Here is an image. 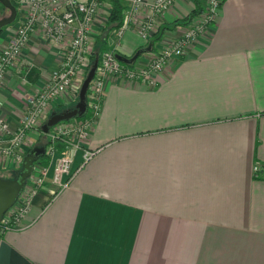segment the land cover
Listing matches in <instances>:
<instances>
[{
	"label": "crops",
	"instance_id": "crops-1",
	"mask_svg": "<svg viewBox=\"0 0 264 264\" xmlns=\"http://www.w3.org/2000/svg\"><path fill=\"white\" fill-rule=\"evenodd\" d=\"M154 1L109 41L126 57L144 49L133 66L181 35L187 24L176 21L197 8V0H176L145 39L137 26ZM198 4L202 11L206 0ZM110 9L103 0L92 44ZM13 26L0 35V52ZM72 37L31 35L0 84V117L11 129ZM154 76V83L106 78L99 115L83 144L70 147L69 185L57 190L49 179L19 226L0 232V264H264V0H223L216 21ZM85 148L98 152L79 168ZM20 167L0 153V176Z\"/></svg>",
	"mask_w": 264,
	"mask_h": 264
},
{
	"label": "built area",
	"instance_id": "built-area-1",
	"mask_svg": "<svg viewBox=\"0 0 264 264\" xmlns=\"http://www.w3.org/2000/svg\"><path fill=\"white\" fill-rule=\"evenodd\" d=\"M126 1L127 8L124 22L112 31L111 40L121 38L124 35L132 23L135 22L137 11L145 3V0ZM175 1L155 0L151 4L152 13L142 19L137 26L138 32L143 38L149 39L155 33L156 17L171 8ZM21 2L28 6L27 16L18 25L15 34L6 47L0 52V84L5 81L8 71L19 58L22 49L37 29H41L44 35L54 42L63 40L70 30L73 32V37L64 50L59 67L52 72L47 84L41 91L26 98L27 109L21 119L20 126L16 129L17 131L11 129L10 123L0 117V130L6 134V140H8V143H4L6 140L0 139V153L8 156L19 152V147L26 133L37 125L38 118L51 101L62 95L70 96L69 92H76L74 88H77V83L82 81L84 67L87 66L88 57L92 51L90 48V45L92 46L90 33L103 0H21ZM222 2L223 0H206L204 9L186 25L187 27L182 34L169 41L151 62L143 66L128 65L121 61L117 56L115 47L105 49L101 53L95 76L89 87L88 107L91 114L86 118H76L78 125L74 130L78 138L68 144L79 147L87 138L94 119L101 111L104 85L108 76L154 83L155 73L163 70L172 59L185 55L197 37L216 21ZM63 134H66V131ZM49 135L52 140L63 137V135L54 134L53 130H50ZM47 152H49V148ZM97 152L98 149L85 148L83 150V161L79 168ZM72 161V157L66 152L59 155L51 175L57 190L66 188L71 177L75 174L72 170ZM261 168V163L257 161L253 168L255 177L261 175ZM49 173L48 167L41 170V175L35 180L37 187L43 186L45 180L49 177ZM36 193L37 188L33 189L28 195L23 190L15 205L5 213L1 220L0 232L16 229L19 226L21 218L28 212ZM10 214L11 216L7 218Z\"/></svg>",
	"mask_w": 264,
	"mask_h": 264
},
{
	"label": "rangeland",
	"instance_id": "rangeland-1",
	"mask_svg": "<svg viewBox=\"0 0 264 264\" xmlns=\"http://www.w3.org/2000/svg\"><path fill=\"white\" fill-rule=\"evenodd\" d=\"M14 2L16 3V6L18 8L17 18L10 25H7V26L3 27L2 30H1L0 35L3 34L4 32H6L7 28L9 29V27H11L13 25L14 26L16 25L15 26L16 29L14 31V34H15V32H16V30L18 28L17 25L20 24L22 22V20L27 16L26 10L28 9V6L22 4L21 0H15ZM9 14H10V10L7 7H5L2 3H0V18H2L4 16H8ZM21 15H23V17ZM93 45L94 44H92V46L90 45L91 50L93 48ZM154 57H155V55H154ZM154 57H152L149 62H151ZM17 61H18V59L14 62V64ZM90 64H91V60H90V56H89L88 57V64H87V66L84 67L85 71H84V74H83L82 81H83V79L85 78V76L87 74V71H88V69L90 67ZM82 81L80 83L78 82L79 84L77 83V86H78L77 88H74L76 90L75 93L74 92H69L71 94L70 95L71 97L68 96V95H62V96L56 97L53 101L50 102V104L47 106V108L42 113V115L38 118L37 125L33 129L29 130L26 133V136H25L22 144L19 147V152L15 153L14 155H11V157H14V159L17 161V166L20 167L22 165L23 154H24V151H25L24 150V145H26V143H28L30 145V148H31L33 145H35L39 141L40 142H44V141L48 142V145H47L48 147L46 149V152H47V150L49 148V152H47V154L50 157V161H49V163L47 165H43V164H37L36 165L34 173L29 178L27 186L24 188V193L26 195L30 194L32 192V190L35 189V188H37V192L40 190V188L42 186L41 187H37L36 186V184H35L36 178L41 175V170L44 167H48L49 170H50V173H52L53 169H54V166L56 165V161H57L59 155L62 154L63 152L68 153L72 157V159H73L72 166H73L74 157H73V154H71V152H70V147L72 145L68 144V143L76 141L77 138H78L77 135H76V132L74 130L77 127V125H78V120H76V118H73V119H70V120L62 121L59 124H57L54 127H52L51 130H53L54 134L63 135V137L61 139H56V140H52V138H51V136L49 134L47 136H43L42 125L48 119V116L50 115V113L52 111L61 110V109H56V108H58L57 106H60V107L69 106V104H73L75 101H77L78 95H79V89L81 87ZM39 91H41V90H39ZM38 92H36V93H38ZM36 93H28L27 98L29 96H31V95H35ZM60 98L64 99L65 102L56 104V101L58 99H60ZM25 105H26V108L24 110V113H23L22 117L24 116V114L26 112V109H27V100L25 102ZM62 109H64V108H62ZM20 123H21V121H20ZM65 131H66V134H63ZM4 143H8V140L4 141ZM58 145H62V147L58 146ZM53 151H55V152H53ZM253 172H254V169H253ZM50 173H49V176L51 177L52 174H50ZM50 177H47V179L45 180L44 184L46 182H48L49 179H51ZM10 216H11V214L8 215L7 218L10 217Z\"/></svg>",
	"mask_w": 264,
	"mask_h": 264
},
{
	"label": "water",
	"instance_id": "water-1",
	"mask_svg": "<svg viewBox=\"0 0 264 264\" xmlns=\"http://www.w3.org/2000/svg\"><path fill=\"white\" fill-rule=\"evenodd\" d=\"M5 7L10 10L8 16L0 18V30L15 21L18 15V8L11 0H0ZM144 49H139L132 57H126L117 53L118 58L125 63H133ZM99 58L97 57L88 71L86 77L82 81L78 101L76 104L60 111H53L47 121L43 124L45 133L50 128L61 121H66L77 116H82L87 110V92L90 84L95 76ZM45 154V147L35 145L29 150L23 158L22 166L18 169L14 177L0 176V222L5 213L12 208L17 202L19 196L23 192L28 183V179L32 176L35 168V162Z\"/></svg>",
	"mask_w": 264,
	"mask_h": 264
},
{
	"label": "trees",
	"instance_id": "trees-1",
	"mask_svg": "<svg viewBox=\"0 0 264 264\" xmlns=\"http://www.w3.org/2000/svg\"><path fill=\"white\" fill-rule=\"evenodd\" d=\"M12 3L16 6V3L14 2L15 0H11ZM198 1L197 0V8L194 9L185 19H183V21H179L177 20L176 21V24H179V23H184V24H188L192 21V19L198 14L200 13V11L198 10ZM127 8V3H125L123 0H111V9H110V12H109V15L107 16V19L103 25V27L101 28L100 32L98 33V36L95 40V42L93 43V48H92V51H91V54H90V60H91V64H90V67L88 69V71L90 70L92 64L94 63L95 59L98 57L100 59V56H101V53L105 50V49H108L110 47L109 45V41L111 39V36H112V31L118 27H120L123 22H124V18H125V10ZM2 30V29H1ZM1 30H0V33H1ZM140 49V48H139ZM139 49H137L136 51H138ZM136 53V52H135ZM134 53V54H135ZM133 54V55H134ZM142 54V53H141ZM140 54V55H141ZM133 55H131L130 57H132ZM139 55V56H140ZM138 56V58H139ZM137 60V59H136ZM135 62V61H134ZM133 63H127L128 65H133ZM28 67V66H27ZM29 68V67H28ZM30 69V68H29ZM31 73H35V76L37 77L39 75V71L37 69H34L31 68ZM87 71V73H88ZM87 75V74H86ZM30 76V75H29ZM86 77V76H85ZM84 80V79H83ZM88 99H89V89H88V92H87V110L86 112L82 115V116H77L75 118H86V117H89L90 116V109L88 107ZM78 101V99H77ZM51 115V114H50ZM49 115V116H50ZM48 116V118H49ZM47 121V120H46ZM45 121V122H46ZM44 122V123H45ZM52 128V127H51ZM50 128V130H51ZM42 131H43V136H47L49 134L48 133H45L44 130H43V125H42ZM35 145H40V146H44L45 147V154L40 157L36 162H35V165L37 164H43V165H47L50 161V157L49 155L47 154L46 152V149H47V145H48V142H37ZM33 145V147L35 146ZM58 146H61L62 145H58ZM32 147V148H33ZM32 148H30L29 150H31ZM17 173V172H16ZM29 180V179H28Z\"/></svg>",
	"mask_w": 264,
	"mask_h": 264
}]
</instances>
